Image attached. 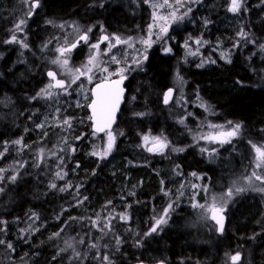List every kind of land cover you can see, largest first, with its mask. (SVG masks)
<instances>
[{
    "label": "trees",
    "instance_id": "trees-1",
    "mask_svg": "<svg viewBox=\"0 0 264 264\" xmlns=\"http://www.w3.org/2000/svg\"><path fill=\"white\" fill-rule=\"evenodd\" d=\"M7 1L0 0V38L9 22L21 18ZM99 1L42 0L40 14L54 21L100 18L118 30L137 22L144 30L142 10L119 5L94 13ZM227 1L205 0L207 8L196 7L191 21L168 33L171 53L153 50L144 70L126 77L109 163L96 154L104 134L91 131L89 89L77 105L72 99L78 91L69 88L61 104L68 125L44 129L48 103L32 99L48 79L43 59L25 50L13 63V52L6 54L0 63V264H232L235 253L237 264H264L261 190L247 189L230 201L220 235L202 225L197 195L185 200L190 204L167 206L174 177L184 185L191 180L197 191L220 190L236 177L237 166L251 161L249 140L264 138V0H245L235 14L220 6ZM91 5L96 7L89 10ZM34 31L30 40L40 35ZM195 38L199 55L185 60L184 45ZM175 78L185 83L188 101L198 96L212 109L213 122L244 128V138L219 149L217 164L198 150L191 135L195 121L179 124V111L162 104ZM194 111L202 115L198 107ZM145 132L167 136L171 150L162 157L144 150ZM167 207L165 225L149 231Z\"/></svg>",
    "mask_w": 264,
    "mask_h": 264
},
{
    "label": "rangeland",
    "instance_id": "rangeland-1",
    "mask_svg": "<svg viewBox=\"0 0 264 264\" xmlns=\"http://www.w3.org/2000/svg\"><path fill=\"white\" fill-rule=\"evenodd\" d=\"M18 1H20V4H16ZM204 1L205 0H133L126 5L128 7L130 5H133V7H135L134 9H137V11L142 10L147 20L144 30L140 29V25L137 26V22L134 23L136 25L135 28H137L138 30L136 32L135 41L128 40L126 45L118 47L116 48V50L93 48L92 45L94 44H86L81 51L82 53L77 55L78 58L74 60L68 55V53H66L64 48H62L61 50L60 47H54L47 55V57H42L40 59V61H42L43 59L42 66L45 67L44 73L47 69L54 70L60 77L67 80L68 87L63 91L56 90L52 87L51 83H48V81H46L44 76L45 81L36 89V92L33 93L42 102L48 103V107L41 116V124L44 126L43 128L46 129L50 124H56L58 126L68 125V117L64 112H62L61 104L63 100H66L68 98L67 95L68 92H70L69 88L75 87L74 89L78 91V93H76L75 95V98H73L72 100L75 102V104L77 103V105H81L83 102L81 98L85 96V92L87 91V89H89L90 84L94 80L102 77L108 78L113 76L126 78L128 75L137 70H144L147 57L149 58L150 53L158 48L161 49L160 51L163 54L171 53L172 49L169 46L167 40V38H170L169 32L171 31V29H173L174 26H177L178 29L176 31L179 32V28L183 24L191 21V19H193L192 13H196V10H194L196 7L199 6L200 9L207 8L209 2L204 3ZM10 2L15 5L17 11L23 13V20H26V13L29 10L27 8V6L29 5V1H7V3L9 4ZM21 2H24L23 12ZM220 4L223 10L235 14L241 11L242 5H245V0H241V7L237 12H232L229 10L232 6L231 0H228L225 4H223L222 2ZM14 14H16V12ZM22 16L19 19V22L22 20ZM99 21L100 20H97V23ZM19 22H17L16 25ZM73 22L74 20H71L68 21L67 25L60 26L61 30H66V38H72L76 35H80L82 29L84 28L82 27L83 25L86 26L90 24V26H95L97 24L96 22H83L81 20H77L75 23ZM25 23L27 22L25 21ZM172 24V28H168ZM16 25L14 28L15 34L19 33L21 30L17 29ZM21 26H29V24H23ZM164 29H166V31L163 32ZM240 35L243 36L242 34ZM22 38L23 40L27 39V35H23ZM186 40L188 41L189 39ZM137 42L139 43L138 45ZM199 45V38L193 39L192 44L187 42L184 45V59H197L199 53L197 54L194 51V48ZM107 53L109 56H105L107 55ZM128 54L130 55V59L126 60ZM113 56H115V60L112 59ZM90 58H93L91 63L89 62ZM65 60H67V64L64 63ZM53 61L57 62L53 63ZM81 72L83 73V75L80 74ZM172 86L175 89V93L171 105L173 107V110L176 109L179 111V113H177L178 123L181 125H185L187 123L188 117H191L195 121L193 125L194 128L191 129V135L194 137L193 139L197 144L198 150L202 152L208 160L210 159L213 163L217 164L216 159L219 155V149L227 145L232 146V144L236 140L244 138V128L241 124L229 121L213 122L210 118L212 109H209L205 105V103L200 102L198 96H193L191 101H188V98L186 99L187 96L185 94V83L180 78H175ZM42 89L45 90L43 93L41 92ZM44 107H46V105ZM195 107H198L200 109L202 113L201 116L196 114V112L194 111ZM237 124L240 125L239 130L236 131L235 135L228 136L227 133L233 131L235 125ZM70 129H72V126ZM117 135L118 133L114 132L113 130L110 132H106L103 136V146L96 151L97 156L103 159L107 158L108 163L111 160L110 154L116 145ZM145 137H147V139H145ZM249 142L251 144L252 150L251 161L247 162L246 164H242L240 168L239 166H237V170L235 168V170L237 171V175L232 180V182L225 184L223 187L221 186L220 190L217 191H214L213 189H207L206 191L203 188L200 191H197L195 186L192 187L191 180H187L184 185L182 184L180 178L174 177L172 181L173 185H171V191L175 190V194L171 191L168 192L169 203L167 204V206L171 205V203H178L179 206H181L184 202H186V204H190L185 200L188 197H191L192 200L195 198V195H197L200 203L198 216L202 225L212 226L213 230L217 231L215 219H213V216L218 217L220 214H225L230 201H233L237 197V195L239 196V193H242L247 189H254L257 191L261 190L262 192H264V158H260L259 154L253 147V145H255L256 147H259L262 151H264V138L259 137V139L257 140L250 139ZM153 143H158L159 146L158 148L150 152L148 150V146ZM169 143L170 139H168L167 136L152 134L149 132H145L144 134H142L140 142L144 150L148 151L151 154L160 155L161 157L167 151L171 150L168 145ZM237 156L239 157V155ZM230 159L231 158L225 160V163H227V167L231 165V161H229ZM233 164L234 162L232 163V165ZM257 176L261 177V179H256ZM188 186L192 190L188 191ZM236 188H243L244 191L236 192ZM230 189L232 190L231 196L228 195ZM185 191L192 193L193 195H190L188 193L184 195ZM168 209L169 207H167L161 213V216L155 218L149 231H151L154 226L157 227L156 231H160L162 229L165 223L157 226L156 221L160 219L166 221L169 211ZM236 254L237 253L233 254L230 259Z\"/></svg>",
    "mask_w": 264,
    "mask_h": 264
},
{
    "label": "flooded vegetation",
    "instance_id": "flooded-vegetation-1",
    "mask_svg": "<svg viewBox=\"0 0 264 264\" xmlns=\"http://www.w3.org/2000/svg\"><path fill=\"white\" fill-rule=\"evenodd\" d=\"M28 1H29V5L27 6V8L29 10L26 13V20H24L27 23H24V24H27V25L29 24V26H21L22 28H20L21 29L20 32L15 34L14 28H15L16 23L14 22L8 23L7 27L9 29V32H7L6 35L4 32L0 38V63L1 61L4 60V58L6 57V54L10 51L13 52V55L11 58V61L13 63L21 61L20 57L25 52V50H29L30 54L32 53V56L34 55L35 57L39 56V58H42V57H47V55L50 53V51L54 47H60L61 50L62 48H64L66 53H68V55L74 60L78 58L77 55L82 53L81 51L86 44H99V47H98L99 49L116 50V48L126 45L128 40L135 41L136 39V32L138 31L137 28H135L136 26L132 25L128 29H121V30H118L117 28L113 29V28L108 27L103 22V20L100 18L97 19L100 21L95 26H90V24L86 26L83 25L82 27L84 28L82 29V32L80 35H76L72 38H66L65 37L66 30L64 29L61 30L60 26L67 25L68 21H71V20H67L66 18H64L61 21H54L53 19L48 18V16L40 14L41 9H42V0H39V6L35 7L34 10L32 6V3L34 2V0H28ZM129 1H133V0H100L97 3L98 5L97 9H95L93 12L99 14L101 12V9L106 8L107 12L105 13H108L109 12L108 8H112L116 6L119 7V5L120 6L126 5L128 4ZM21 3H22L21 5L22 12H23L24 2H21ZM16 4H20V2L18 1ZM94 7H96V5L89 6V10ZM123 10L125 9L123 8ZM15 15L22 16L23 13H21L20 11H16ZM36 16H37V20L33 21V19ZM22 20H23V16H22ZM76 21L77 20H74L73 23H75ZM172 26L173 24L170 25L168 28H172ZM34 30H36V32L39 31L40 35L36 37V39L32 38L33 40H30V33L35 32ZM13 35H15L16 37L15 41H12ZM23 35H27V39L23 40L22 38ZM85 35L87 36L86 41L81 39V37ZM102 37H103V41H101ZM104 37H108V39L105 40ZM116 37H119L121 42H117V40L115 39ZM8 41H12V42H8ZM138 44L139 43L137 42V45ZM25 45L27 46L25 47ZM73 45H75V47H73ZM110 45H115V46L110 47ZM105 56H109L108 53ZM128 59H130L129 54L126 60ZM57 76L59 77V75ZM110 78H124L126 80L125 77H117V76L108 77V78L106 77L105 79H110ZM99 80H101V78L94 80L90 84V86L94 82L99 81ZM47 81L48 83H51L52 85V81L50 79H47ZM54 89L63 91L65 88H54ZM32 98L34 101L37 100V97L35 96V94L32 96Z\"/></svg>",
    "mask_w": 264,
    "mask_h": 264
},
{
    "label": "snow or ice",
    "instance_id": "snow-or-ice-1",
    "mask_svg": "<svg viewBox=\"0 0 264 264\" xmlns=\"http://www.w3.org/2000/svg\"><path fill=\"white\" fill-rule=\"evenodd\" d=\"M231 4L232 6L230 7V11L232 12H237L239 11L240 7H241V0H231ZM33 7H38L39 6V0H34V3L32 5ZM190 11V9H189ZM25 23L24 20H21L17 25L16 28L20 29L21 25H23ZM151 27V26H150ZM90 31V29H89ZM164 31H166V29H164ZM82 40H87V36H82L81 37ZM105 40L108 39V37H104ZM117 40V42H120V38L116 37L115 38ZM16 37L15 35H13L12 37V41H15ZM12 41H8V42H12ZM27 45H25L26 47ZM115 45H110V47H114ZM73 47H75V45H73ZM93 48H98L99 44H94L92 45ZM262 48H264V45L261 46ZM93 58H90L89 62H92ZM113 60H115V56L112 57ZM57 61H53V63H56ZM65 64H67V60L64 61ZM79 71V70H77ZM123 71V70H121ZM81 75H83V73H80ZM48 75L50 77H52L53 79H55V73L53 72H49ZM74 82V81H73ZM64 81L63 80H57L56 84L59 87H64ZM121 83V81H114V82H110L109 84H98L96 86V89L93 91V96L94 99L92 100L91 104L89 105V107L92 109L93 111V116H95L97 118L98 121H103L105 124L110 123L112 117L114 116L115 110L118 107L119 101H120V96L122 95L123 89H121L119 87V84ZM45 90H41V92L43 93ZM171 91V90H170ZM39 95V94H38ZM167 102V100L165 101ZM240 128V125H235L233 131L227 133L228 136H232L236 134V131H238ZM98 130H103L102 127L98 128ZM145 139H147V137H145ZM16 143H20V141H16ZM253 147L255 148L256 152L259 154L260 158H264V151H262L259 147H256L255 145H253ZM176 151H183V149H174ZM259 166V165H258ZM255 175V174H253ZM13 180H15V177H12ZM256 179H261V177L257 176ZM52 187H55V185H52ZM63 190V189H61ZM0 191H2V189H0ZM236 192H242L244 191L243 188H236L235 189ZM228 195L231 196L232 195V190L230 189L228 192ZM213 219H216L215 216H213ZM162 223H166L165 220L160 219L156 221V225H160ZM217 223H220V221H217ZM157 230V227H153L151 229L152 232H155ZM223 230V225L221 224V231ZM117 243H119V240H117ZM239 259V254H236L232 257L233 261H236Z\"/></svg>",
    "mask_w": 264,
    "mask_h": 264
},
{
    "label": "water",
    "instance_id": "water-1",
    "mask_svg": "<svg viewBox=\"0 0 264 264\" xmlns=\"http://www.w3.org/2000/svg\"><path fill=\"white\" fill-rule=\"evenodd\" d=\"M33 3H32V5H33ZM33 9H35V7H33ZM101 41H103V37H102ZM49 72H53L55 74H56V72L54 70H52V69H50V70H48L46 72L47 78L52 81V87H54V88H64L66 86V81L65 80L58 78L57 77V74L55 75V79H53L52 77H50L48 75ZM57 80H63L65 82L64 83V87L57 86V84H56V81ZM114 81H121V83L119 84V87L121 89H123V92H122V95L120 96V101H119L118 107L115 110V113H114V116L111 119V122L105 124L103 121H98L97 118L95 116H93V111L89 107V105L91 104L92 100L94 99L93 91L96 89V86L98 84H101V83H103V84H109L110 82H114ZM125 94H126V88H125V79L124 78L103 79V80H99V81L94 82L90 86V101L87 104V111H88V114H89L90 128H91V131L92 132H94L96 135H99L100 136V135L105 134L106 132L111 131L114 128L115 123H116V120H117V116L119 115L120 109H121L122 104L124 102ZM173 95H174V89L172 87H168L163 92V95H162V104L165 105V106L171 104ZM166 100H167V102H165ZM100 127H102L103 130H98V128H100ZM158 146H159L158 143H153V144L149 145L148 148H149L150 151H152V150L158 148ZM217 221H220V223H217ZM225 222H226V215L225 214H220L215 219V223H216V227H217V233L219 235L222 234V232L224 230ZM221 224L223 225V230L222 231H221ZM239 260L240 259H238L236 261H233L232 260V263L233 264H237L239 262ZM159 264H164V263H159Z\"/></svg>",
    "mask_w": 264,
    "mask_h": 264
},
{
    "label": "bare ground",
    "instance_id": "bare-ground-1",
    "mask_svg": "<svg viewBox=\"0 0 264 264\" xmlns=\"http://www.w3.org/2000/svg\"><path fill=\"white\" fill-rule=\"evenodd\" d=\"M33 10H34V9H33ZM48 70H50V69H48ZM48 70H47V71H48ZM47 71H46V72H47ZM56 74H57V73H56ZM57 75H58V74H57ZM46 77H47V76H46ZM57 77H58V76H57ZM59 77H60V76H59ZM59 77H58V78H59ZM60 79L65 80V81H66V86H67V80L64 79V78H62V77H60ZM103 79H105V78H102L101 80H103ZM66 86H65L64 88H66ZM170 87L173 88V86H170ZM173 89H174V88H173ZM174 93H175V89H174ZM162 95H163V94H162ZM173 97H174V95H173ZM89 101H90V100H89ZM89 101H88V102H89ZM172 101H173V98H172ZM87 104H88V103H87ZM171 104H172V102H171ZM171 104H169V105H171ZM169 105H167V106H169ZM164 106H165V105H164ZM117 118H118V116H117ZM116 121H117V120H116ZM114 127H115V126H114ZM113 129H114V128H113ZM113 129H112V130H113ZM112 130H111V131H112ZM109 132H110V131H109ZM150 145H151V144H150ZM148 147H149V146H148ZM148 150H149V148H148ZM149 151H150V150H149ZM150 152H152V151H150ZM161 255H162V254H161ZM163 256H164V254H163ZM231 263H232V259H231ZM232 264H233V263H232Z\"/></svg>",
    "mask_w": 264,
    "mask_h": 264
}]
</instances>
